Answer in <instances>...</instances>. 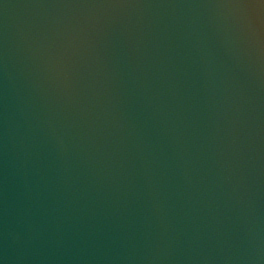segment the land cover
Instances as JSON below:
<instances>
[{
    "label": "water",
    "instance_id": "1",
    "mask_svg": "<svg viewBox=\"0 0 264 264\" xmlns=\"http://www.w3.org/2000/svg\"><path fill=\"white\" fill-rule=\"evenodd\" d=\"M0 264H264V0H0Z\"/></svg>",
    "mask_w": 264,
    "mask_h": 264
}]
</instances>
